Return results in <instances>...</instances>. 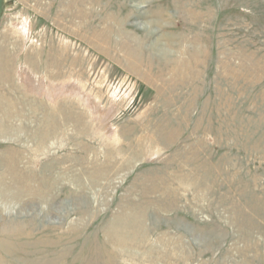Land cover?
Segmentation results:
<instances>
[{
  "label": "rangeland",
  "instance_id": "rangeland-1",
  "mask_svg": "<svg viewBox=\"0 0 264 264\" xmlns=\"http://www.w3.org/2000/svg\"><path fill=\"white\" fill-rule=\"evenodd\" d=\"M0 264H264V0H0Z\"/></svg>",
  "mask_w": 264,
  "mask_h": 264
}]
</instances>
